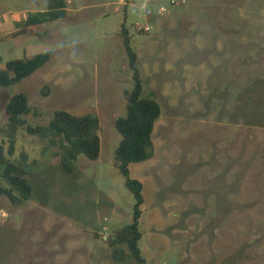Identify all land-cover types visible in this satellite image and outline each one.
<instances>
[{"label":"rangeland","instance_id":"obj_1","mask_svg":"<svg viewBox=\"0 0 264 264\" xmlns=\"http://www.w3.org/2000/svg\"><path fill=\"white\" fill-rule=\"evenodd\" d=\"M48 1L0 0V19L23 17L37 2L47 9ZM66 1V20L28 41L0 43V71L52 52L23 82L0 86V128L10 99L24 93L32 126L47 125L58 110L98 116L101 155H80L67 173L58 148L18 131L11 159L28 154L33 194L20 207L0 196V264H124L109 245L135 206L115 162L122 140L115 122L133 88L124 27L143 96L162 107L154 157L130 165L144 186L147 264H264V0Z\"/></svg>","mask_w":264,"mask_h":264},{"label":"trees","instance_id":"obj_2","mask_svg":"<svg viewBox=\"0 0 264 264\" xmlns=\"http://www.w3.org/2000/svg\"><path fill=\"white\" fill-rule=\"evenodd\" d=\"M68 3L66 0H51L45 11L29 13L18 30L8 37L0 35V43L7 39H17L24 35L34 34L38 28L66 20L68 18ZM124 47L129 57L132 71L133 88L126 91L127 113L119 117L115 126L122 140L115 152L116 166L125 178V185L135 199L134 215L131 224L118 229L109 240L113 249L112 258L117 263L147 264L142 255L140 241V220L144 199V186L141 181L131 176L130 165L152 159L155 155L153 134L157 121L162 115L159 102L143 96L144 86L141 72L137 66L138 56L131 46L128 30L122 29ZM52 52L40 53L31 58L9 61L6 69L0 71V86L9 87L23 82L36 71L51 61ZM33 112L26 94L14 95L6 106L8 122L0 128V137L6 139L0 144V177L5 183H0V196H5L15 207H20L31 199L33 186L28 180V154L22 153L20 160H12L16 152L18 131L26 128L27 132L48 142L51 147L59 149V157L63 170L74 173L76 161L80 155L95 161L100 158L102 143L100 137L101 123L94 114L73 115L65 110L54 113L47 125H29L25 119ZM4 141V140H3Z\"/></svg>","mask_w":264,"mask_h":264},{"label":"crops","instance_id":"obj_3","mask_svg":"<svg viewBox=\"0 0 264 264\" xmlns=\"http://www.w3.org/2000/svg\"><path fill=\"white\" fill-rule=\"evenodd\" d=\"M50 1L51 0L48 1V6H49ZM67 3H69V1ZM47 9H42L40 2H37V3H34V9L33 10H26V11H24V16L23 17L21 15H14V16H12L10 18L0 19V27L3 26L4 24H7V23H12V24H15V26H16L14 30L7 31V32L2 31V29H0V35L3 36V37L10 36L11 34L15 33L18 30L19 25L24 22V20L27 18V16H28L29 13H35V12L45 11ZM68 12H70V9L69 8H68ZM39 29L40 28H38L37 31L34 34L24 35V36L19 37L17 39H22L23 41H25V40L28 41V40L31 39V37L40 35L39 32H38ZM17 39H7L5 41H8V40H17Z\"/></svg>","mask_w":264,"mask_h":264},{"label":"built area","instance_id":"obj_4","mask_svg":"<svg viewBox=\"0 0 264 264\" xmlns=\"http://www.w3.org/2000/svg\"><path fill=\"white\" fill-rule=\"evenodd\" d=\"M148 1H153V2H155L156 0H148ZM171 2V4L172 5H175L176 4V2L174 1V0H171L170 1ZM147 13H152L151 11H148ZM165 13H167V9L165 8V7H161V8H159V14H161V15H163V14H165ZM136 27H137V30L138 31H145V32H149L150 30H151V27H149V26H147V25H142V24H140V23H136Z\"/></svg>","mask_w":264,"mask_h":264}]
</instances>
